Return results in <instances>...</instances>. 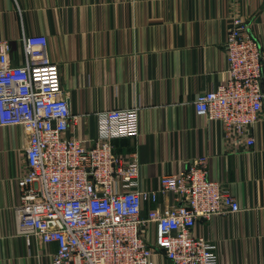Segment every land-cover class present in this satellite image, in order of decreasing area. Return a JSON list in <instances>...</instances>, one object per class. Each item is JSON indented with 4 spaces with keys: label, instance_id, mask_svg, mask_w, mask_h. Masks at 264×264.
Instances as JSON below:
<instances>
[{
    "label": "crops",
    "instance_id": "0c3cea01",
    "mask_svg": "<svg viewBox=\"0 0 264 264\" xmlns=\"http://www.w3.org/2000/svg\"><path fill=\"white\" fill-rule=\"evenodd\" d=\"M233 17L264 48V0H0V40L20 65L23 37H47L48 59L80 115L68 137L91 145L97 113L140 107V135L112 143L120 155L138 153L143 190L206 158L210 179L230 189L241 211L200 220L195 233L216 245L218 264H264V103L255 145L240 154L226 147L221 125L197 118L193 107L199 94L225 83ZM27 138L21 127L0 128V264H50L57 250L29 246L17 232L16 179L27 170ZM173 202L160 195L162 206ZM155 262L172 264L162 255Z\"/></svg>",
    "mask_w": 264,
    "mask_h": 264
},
{
    "label": "built area",
    "instance_id": "2783aa9c",
    "mask_svg": "<svg viewBox=\"0 0 264 264\" xmlns=\"http://www.w3.org/2000/svg\"><path fill=\"white\" fill-rule=\"evenodd\" d=\"M22 43L24 62L13 65L10 42L0 40V128L21 127L28 137L27 170L16 179L18 234L29 246L56 245L50 264H156V255L172 264H218L216 245L195 233L197 223L241 207L210 179L207 159L143 190L138 153L120 155L112 143L140 135V107L97 113L91 145L68 137L80 115L48 59V39L29 35ZM225 53V83L199 94L193 107L197 118L219 123L226 147L240 154L255 145L263 116L264 48L233 17ZM161 194L173 204L162 206Z\"/></svg>",
    "mask_w": 264,
    "mask_h": 264
}]
</instances>
